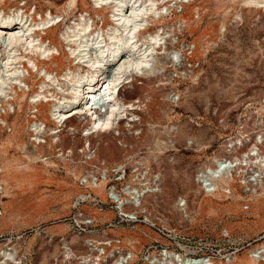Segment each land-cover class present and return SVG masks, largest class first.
<instances>
[{
  "label": "rangeland",
  "instance_id": "1",
  "mask_svg": "<svg viewBox=\"0 0 264 264\" xmlns=\"http://www.w3.org/2000/svg\"><path fill=\"white\" fill-rule=\"evenodd\" d=\"M255 1L258 8H247L244 0H196L194 6L174 0L164 18L153 26L177 27L179 32L172 36L171 51L187 47L184 55L197 69L192 78L184 80L177 65L167 61L168 56H161L163 60L158 64L162 68L160 79H141L134 89L127 88L123 92L128 100L151 99L149 106L152 108L149 109L152 114L146 117L144 126L147 140L134 141L136 147L125 152L111 135L106 141L116 147L115 155L104 148L100 152L101 161H106L109 166L108 189L112 188L124 199L129 198L125 188H147L156 175L163 173V193L148 197L144 208L131 206L126 210L138 212L144 221L149 217L150 224L120 223L116 205L107 194H99L88 185H82L90 168L82 163L79 152L84 141L74 138L78 132L71 135L69 128L65 129L69 136L67 144L63 145L64 150H69L76 141V164L68 157L64 158L57 144L50 146L54 143L52 136L46 139L42 148H36L28 121L31 124L44 121L48 127H55L47 120L48 108L40 107L39 112L35 108H25L20 113L22 125L19 127L13 125L15 115L4 117L6 126L0 133V143L13 133L19 141L6 148L5 157L0 154V168L5 161L13 165L14 179L20 186L11 199H0L3 210L8 201H13L16 210L14 215L7 214L0 227V260L1 252L13 247L18 236L43 227L47 235L54 237L53 242H49L46 235L29 234L22 254L31 256L24 264H60L63 259L60 238L71 243L74 237L67 221L75 213L73 205L83 194L95 193L109 209L100 211L84 206L83 211L96 220L100 229L107 230L106 234L97 236L98 240L113 242L112 247L100 246L101 251L106 249L107 254L102 259L108 260L109 264L117 259L114 257L119 252L134 254L130 264H148L147 251L155 245L159 248L154 254L168 247L183 256H206L212 261L210 264H264V188L257 195H247L237 182L231 194L223 193V199H228L220 202L206 198L196 182L198 169L214 156L224 154L225 140L238 134L242 114L247 122L252 115L264 118V0ZM71 2L7 0L6 4L0 3V9L9 13L17 7L22 8L35 20L49 12L62 15V27L50 35L54 40L75 16L82 13L110 15L97 13L87 0H78L75 7L70 6ZM107 24L106 19L104 26ZM190 47H195L193 53ZM59 63L61 67L56 68L59 75L71 66L65 59ZM26 77L31 86L28 93L37 92L40 81L36 74L31 72V77ZM173 96L181 97L178 107L171 101ZM73 124L79 130L84 127L78 120ZM250 126H253L251 122ZM174 127L187 131L186 137H182L181 132L177 134L178 151L169 147L175 142V136H171ZM158 139L161 145H157ZM191 141L193 144L189 146ZM244 152L247 148L239 155ZM181 198L189 202L187 214L177 208ZM43 199L48 203L42 210L36 203ZM4 217L0 216V220ZM109 223L120 224L107 228ZM158 228L170 233L172 238L163 236ZM87 238H76L72 243L76 244L74 249L78 253L88 254V249L82 246Z\"/></svg>",
  "mask_w": 264,
  "mask_h": 264
},
{
  "label": "bare ground",
  "instance_id": "2",
  "mask_svg": "<svg viewBox=\"0 0 264 264\" xmlns=\"http://www.w3.org/2000/svg\"><path fill=\"white\" fill-rule=\"evenodd\" d=\"M87 1L97 13H110V15L92 16L89 13H82L75 16L71 24L56 35V40L50 35L62 27L64 21L62 15L49 12L35 20L22 8L17 7L9 13L0 9V133L3 132V126H6V122H3L4 117L15 115L13 125L19 127L22 125L20 113L25 108L29 110L35 108L37 112L40 107L48 108L47 120L54 123L55 127H48L44 121H35L32 124L28 121L29 131L36 136V148H42L40 142L43 143L44 140V143H47L46 139L52 136L54 143L50 146L57 144L64 150L63 145L67 144L69 136L65 134V129L69 128L68 134L75 135L78 132L79 135L74 138L84 141V146L85 143H89L87 147L90 145V153L87 156H93L92 150H96L95 156L92 157L95 160L92 163L96 165L92 163L90 165L97 169V164L101 161V149L104 148L111 155L116 153V147L106 141L108 136L112 135L113 141H119L120 146L117 145L125 152L129 148L136 147L134 141L141 143L148 138L144 126L147 124L146 117L152 114L149 109L152 108L149 106L151 99L147 101L139 99L140 106H138L134 103L135 100L120 96L122 88L124 91L127 88L134 89L135 83L141 79L152 81L160 79L159 73L162 68L158 64L163 60L161 56H168L167 61L171 62L178 57L186 60L184 52L187 47L183 46L181 51H171L170 46L174 44L172 36H176L179 32L177 27L153 28L154 24L157 25L164 18V14L172 8L171 3L174 0ZM181 1L187 6L196 5V0ZM244 1L247 8L259 7L255 0ZM6 2L7 0H0L1 5ZM77 2L78 0H72L70 6L75 7ZM196 9L200 10L198 7ZM106 19L109 24L104 26ZM43 36H47L48 39L45 40ZM61 59H65L71 66L59 75L56 68L61 67L59 63ZM31 72L36 74L40 82L38 91L30 94L28 91H31V86L26 76L31 77ZM187 89L189 92V88ZM171 101L178 107L181 97L173 96ZM16 105L19 115H16ZM120 109L122 111L116 115ZM76 120L84 122L83 129L79 130L78 126L73 124ZM149 127L154 129L152 126ZM173 131L171 136H175V142L173 141L172 146L169 147L178 151L177 134L181 132L182 137H186L187 131L180 130L179 127H174ZM17 141L19 140L15 133L2 140L1 156L5 157L6 148ZM160 141L158 139L157 145L162 144ZM76 144L74 140L72 151ZM192 144L191 141L189 146ZM230 144L223 155L214 156L198 169L196 182L205 197L212 201H226L228 198L223 199V193L230 194L237 183L234 175L223 174L226 167L223 160L227 157L234 159L237 174L245 171L244 167H246L248 173L251 171L256 175L255 195L264 188V134H256L252 138L250 136L249 140L237 136ZM244 144L248 145L247 152L239 157L238 151L244 148L241 147ZM63 156L67 159L64 154ZM13 170L14 166L8 161H5L0 168V199L2 200L11 199V195L20 186V183L14 179ZM117 171L119 170L114 172ZM164 179L163 173H159L147 188L134 190H131V187L130 190L125 188L124 192L129 196L128 199L114 194L112 188L108 189L107 178L98 184H88L87 187L99 194H107V197L117 205V214L120 215L122 212L129 214L126 210L131 206L136 209L144 208L148 197L163 193ZM185 201L188 203L186 208L182 207ZM47 203L43 199L36 205L43 210ZM1 206L0 204V216L6 217L0 220V227L4 225L7 214H16L13 201H8L5 212ZM177 208L187 214L188 200L181 198ZM150 223L152 221L147 217L146 224ZM74 241L76 237L72 238V242ZM84 246L89 248L88 254L78 253L70 242L66 241L63 244L61 264H73L76 259H81L83 264H104L102 255L106 254L105 250L101 252L98 246L92 247L90 241H85ZM21 248L18 242L2 251L0 264H20L23 260L21 257L16 258L15 254L19 253ZM262 254L264 261V252ZM132 257L133 253H130V256L119 254L112 264H126V260ZM211 262L203 256L184 257L176 252L174 254L170 252L166 256L160 254L155 259H151L149 264H210Z\"/></svg>",
  "mask_w": 264,
  "mask_h": 264
},
{
  "label": "built area",
  "instance_id": "3",
  "mask_svg": "<svg viewBox=\"0 0 264 264\" xmlns=\"http://www.w3.org/2000/svg\"><path fill=\"white\" fill-rule=\"evenodd\" d=\"M194 48L195 47L191 48L192 49L191 50L192 53H193ZM174 63H175V65H177L176 67L178 68V71L181 73V78H183V79L191 78L194 75L195 70L197 69V67L193 63H191L188 59L183 60L181 57H178V59H175L174 62H172V64H174ZM123 92H125V91L122 88V90L120 92V96H123ZM134 103L136 105L140 106L139 99L135 100ZM121 111H122V109H120L118 112H116V115H119ZM246 120H247L246 116L242 114L240 116V129H239V132H238V134L236 136L229 137V138H227L225 140V142H224L225 143L224 144L225 150H226L227 146H229V147L231 146L230 142L237 136L243 137L244 140L245 139L249 140L250 136L252 138V137L256 136V134H258V135H261V134L263 135L264 134V118L262 116L259 115V116L255 117V116L252 115L250 117L249 121L253 124L254 127L250 126V122H247ZM80 123L84 124V122H80ZM34 137H36V136H34ZM44 142L45 141L43 140V143ZM43 143L40 142V144H43ZM88 144L89 143H85V146L83 144L82 147H81V151L79 152V153H81V157L83 159L82 163L84 165H87L88 168H90V171L87 172V175L85 176V178H84V180L82 182V185L98 184L104 178L106 179L108 177V173H109V166L107 165L106 161H99L98 164H97L98 168L97 169L93 168V165H96V163H92V162H95V160H93L92 157L95 156L96 150L95 149L92 150L93 151V153H92L93 156H91V155L87 156V154L90 153V145H89V147H87ZM250 144L251 143H248V145H250ZM245 145L246 144L241 146L242 148L243 147L244 148L242 150L238 151L239 153L241 151H243L244 149L248 148L247 147L248 145H246V146ZM85 147H87V148H85ZM60 151H61L62 155L64 154L65 157H68L74 164H76V160H77L76 149H74V151H72L71 148L69 150H62V148H61ZM239 153H238V156L240 157L246 152H244L242 155H239ZM219 155H217V156H219ZM221 155H223V154H221ZM223 161L225 162V166H226L225 169H224L223 174L225 176L234 175L236 181L239 182L241 184V186H243L245 193L247 195H254L257 192V188H256V184H255L256 183V179H257L256 175L251 173V171H250V173H248L246 167H244L245 171L238 172V174H237V171H236L237 166L235 165L234 159H231L230 157H227ZM90 163H92L93 165H90ZM105 168H107L108 170L105 171L104 170ZM88 173H90V174L88 175ZM112 192L114 194L122 197V195L117 194L115 190H112ZM214 192H217V191H214ZM187 205H188V203L185 201L184 204L182 205V207L186 208ZM84 206H92V207H95V208L99 209L100 211H105V210L107 211L109 209V205H107V203L101 199V196L96 195L95 193H87V194H83L82 196H80L75 201V203L73 205V209L75 210V213H74L73 217H70V218L67 219V221H69L70 224H71L73 236L78 238V239L88 237L87 238L88 240H84L83 245L80 243L82 246H84L85 241L86 242L90 241L91 242V246L94 247V248H96L97 246H98V248H100L101 245L112 247L113 246V242L106 243V242H101V241L98 240L97 236L98 235H102L103 233L106 234L107 230L105 228L100 229V227H98L96 220L94 218L90 217L88 214H86L85 211H83V207ZM116 207H117V205H116ZM116 207H115V209H116ZM116 212H117V209H116ZM137 213L138 212H135V214L134 213H129V214H132V215H129V214H126V213L122 212L120 215H118V214L117 215L119 216L120 223H140V222L146 223L147 217H146L145 221L141 220ZM120 223H118V224L109 223L107 228L118 227V225ZM158 230L160 231V233L163 236H167L169 238H172V235L170 233H168L167 231H165L164 229L158 228ZM29 234L30 235L36 234L38 236L46 235L47 240L49 242H53V240H54V237L47 235V233H46V231H45V229L43 227H38L34 231L25 232L21 236H18L16 238V240H17V243L18 242L20 243L22 248L19 251V253L15 254V257L16 258H19V257L22 258L23 261L20 264L26 263L28 261L29 257L31 256V255L22 254L23 250L25 249V247L27 245L25 240H27L30 237ZM60 242H62V246H63V244L66 242L65 238L61 237L60 238ZM67 242H69V241H67ZM74 242L70 243L73 249L76 246V244H72ZM98 242L102 243V244H99ZM158 248H159V246L155 245V246H152V247H150L148 249L147 254H146V258H145L146 262L148 264L151 261V259H153V258L155 259V257L160 256V254H162L163 256H166V254L170 253V252H172L173 254L175 252L178 253V254H181L180 252L172 251L168 247H164V248H162V251H160L157 254H154L155 250H157ZM87 249H88V252H89V248H87ZM100 250H101V248H100ZM104 250H105V252L107 254V251H106L105 248H103L101 252H104ZM63 252H64V249H63ZM106 254H103L102 257L105 256ZM119 254H128V256H130L129 253L119 252L118 256H119ZM188 256H190V257H201V256H198V255H195V256L186 255L184 257H188ZM117 257L115 256L114 258H117ZM203 257L206 258V256H203ZM62 260H61L60 264L62 263ZM133 260H134V254H133L132 258H129V259L126 260V262H127L126 264H130ZM102 261H103V259H102ZM81 262H82L81 259H76V260L73 261V264H79V263L83 264V262L82 263ZM103 262H104V264H109L108 260L107 261H103Z\"/></svg>",
  "mask_w": 264,
  "mask_h": 264
}]
</instances>
